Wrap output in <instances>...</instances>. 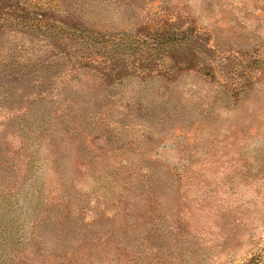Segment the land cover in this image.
<instances>
[{
	"label": "rangeland",
	"instance_id": "obj_1",
	"mask_svg": "<svg viewBox=\"0 0 264 264\" xmlns=\"http://www.w3.org/2000/svg\"><path fill=\"white\" fill-rule=\"evenodd\" d=\"M103 1L70 5L79 3L84 19L100 31L126 33L137 21L164 19L211 52L173 83L130 76L106 90L99 72L69 64L45 82L55 88L53 103H38L34 114L47 124L56 95L76 92L68 111L107 152L96 156L89 138L66 139L63 129L51 141L39 125L24 122V154L38 178L29 192L45 183V195L69 220L48 226L45 252L27 251L21 262L264 264V0ZM130 6L143 9L130 16ZM1 38L6 54H14L1 58L14 68L13 59L25 51L22 65L44 54L36 35L6 30ZM14 111L0 108V134L20 137L23 122L14 115L23 111ZM103 126L105 136L98 132ZM6 142L21 144L10 136ZM18 165L25 171L27 162ZM133 166L137 176L127 171ZM30 193L10 198L11 216L0 217V264L41 215Z\"/></svg>",
	"mask_w": 264,
	"mask_h": 264
},
{
	"label": "trees",
	"instance_id": "obj_2",
	"mask_svg": "<svg viewBox=\"0 0 264 264\" xmlns=\"http://www.w3.org/2000/svg\"><path fill=\"white\" fill-rule=\"evenodd\" d=\"M73 1L0 0V108L7 107V110H15L14 112L23 111L14 115L15 120L20 119L23 122L20 137L6 135L8 133L6 131L0 134V148H5L6 152L3 153L0 149V217L2 220H7V217L12 214L13 203L10 198L27 197L30 193L29 184L38 179L33 169L30 170L29 158L24 154L26 151L25 142L23 144V135L26 134L23 125L25 121H29L30 126L34 128L39 125L45 137L51 141H58L61 133L57 131L63 129L66 139L71 137L73 141H77L81 135L82 140H85L84 137L89 138V143L86 145L93 148L96 156L99 157L107 152L106 148L98 145L100 137L92 131L84 132L79 129L75 118L68 111L66 106L74 100L73 96H78L76 92L64 91L56 95L53 104L55 106L52 112L49 111L47 124L42 116L38 117L34 114V106L38 103L47 101L53 103L51 97L54 96L55 88L45 85V82L56 75L60 76L62 73L60 66L69 64L72 68L84 72L87 70L93 74L99 72V77L102 78L101 87L107 90L108 87H112L115 83L118 85L130 76L139 77L142 81L153 77L173 83L183 71L187 70L186 68H190V65L196 62H204L203 56H208L211 52L204 44H200L192 32L181 31L180 28L170 26L164 19L162 23L160 20L137 21L133 29L126 33L125 30H121L120 33L96 30L90 26L89 21L84 19L79 3L75 6L70 5ZM142 9L143 7L140 6H130L129 15H136ZM6 30L19 31L23 35H36V38L44 42V54L37 56L36 59H29L22 65L18 59L27 56L25 51L18 58L13 59L15 68L11 60L5 63L1 55L8 59L14 56V54H6L8 49L5 50L2 42L1 35ZM54 62H59L57 70L54 69ZM67 117L70 118V124ZM67 125L70 126L68 133L64 131ZM90 128L94 129L95 126L92 125ZM98 132L105 136L107 129L105 126L98 127ZM36 134L38 137L35 141L38 143L42 141V138L38 133ZM8 136L21 144L15 143L12 146L6 142ZM12 160L15 162L14 166L9 165ZM25 161L27 165L24 171L20 169L18 163L23 164ZM84 165L85 161L78 165V170H83ZM12 167L15 168V175L11 176ZM129 169L132 175L139 174L136 172L137 166L127 167L128 173ZM58 175L64 177L63 172ZM45 187V183H41L40 189L30 187L32 201L35 207L41 208V215L32 223L31 232L28 238L22 241L20 248L12 247L9 256L1 264H27L21 262L25 252L30 251L33 252L32 254L39 255L47 249L46 238L51 231L47 227L53 226L56 220L59 223L69 220L67 210L45 195ZM32 210L35 211V208ZM258 258L259 256L251 261L257 263Z\"/></svg>",
	"mask_w": 264,
	"mask_h": 264
}]
</instances>
